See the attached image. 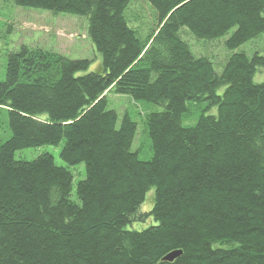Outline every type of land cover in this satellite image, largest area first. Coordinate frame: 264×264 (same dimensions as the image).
I'll return each instance as SVG.
<instances>
[{
    "label": "trees",
    "instance_id": "16d2710c",
    "mask_svg": "<svg viewBox=\"0 0 264 264\" xmlns=\"http://www.w3.org/2000/svg\"><path fill=\"white\" fill-rule=\"evenodd\" d=\"M145 1L157 23L142 41L126 17L132 0H14L85 17L101 64L87 72V59L25 44L8 54L0 264H264V79L254 82L264 49L236 51L264 33V0ZM183 28L202 41L229 34L221 72L193 54ZM108 93L161 107L144 115L148 160L132 149L136 123L118 120ZM44 145L83 163L85 178L74 187L49 154L14 158ZM149 192L152 224L135 229Z\"/></svg>",
    "mask_w": 264,
    "mask_h": 264
},
{
    "label": "rangeland",
    "instance_id": "374dc122",
    "mask_svg": "<svg viewBox=\"0 0 264 264\" xmlns=\"http://www.w3.org/2000/svg\"><path fill=\"white\" fill-rule=\"evenodd\" d=\"M128 24L136 31L143 41L155 28L157 16L154 9L145 0H132L126 11ZM230 33V32H229ZM181 38L190 46L197 57H206L214 65L216 73L221 72L222 63L228 52L224 48L225 40L229 34L212 41L197 40L186 29L180 32ZM40 47L52 50L71 59H87L90 61L87 72L97 70L101 64L100 56L94 51L87 34V19L83 16L59 13L30 7H19L14 0H0V81L5 79L7 57L10 52H15L21 45ZM264 49V33L255 37L239 48L237 52H247L251 55L254 51ZM222 67L219 69L218 67ZM217 67V69H216ZM264 79V70L257 71L254 82ZM221 92V90H220ZM108 109L114 110L118 120L127 113L136 123V133L132 149L137 152L139 159L148 160L151 157L150 139L145 131V113L160 111L161 107L143 101H134L131 97L121 94L108 93ZM199 111L191 118H183L182 125L187 126L195 122ZM190 119L192 122L190 123ZM119 125V122H118ZM11 131L8 124L6 111L0 110V146L9 139ZM61 146L44 145L30 147L15 152L14 158L18 161H32L43 154L53 157L57 166L67 168L73 175V185L85 178V166L83 163L75 166L68 165L60 156ZM71 200L77 201L74 191ZM152 205V193L149 192L139 212L144 217V222L133 225L135 229H143L152 224L149 212Z\"/></svg>",
    "mask_w": 264,
    "mask_h": 264
},
{
    "label": "water",
    "instance_id": "95a60500",
    "mask_svg": "<svg viewBox=\"0 0 264 264\" xmlns=\"http://www.w3.org/2000/svg\"><path fill=\"white\" fill-rule=\"evenodd\" d=\"M179 255H181V250L178 251H172L170 253H168L163 260H167V261H172L174 260L176 257H178Z\"/></svg>",
    "mask_w": 264,
    "mask_h": 264
},
{
    "label": "bare ground",
    "instance_id": "6f19581e",
    "mask_svg": "<svg viewBox=\"0 0 264 264\" xmlns=\"http://www.w3.org/2000/svg\"><path fill=\"white\" fill-rule=\"evenodd\" d=\"M164 257H165V256H164ZM164 257H163V258H164ZM164 261H167V260H164Z\"/></svg>",
    "mask_w": 264,
    "mask_h": 264
}]
</instances>
